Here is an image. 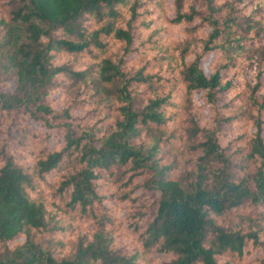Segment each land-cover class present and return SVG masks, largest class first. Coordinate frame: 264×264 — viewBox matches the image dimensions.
I'll return each instance as SVG.
<instances>
[{"label":"trees","instance_id":"trees-1","mask_svg":"<svg viewBox=\"0 0 264 264\" xmlns=\"http://www.w3.org/2000/svg\"><path fill=\"white\" fill-rule=\"evenodd\" d=\"M263 39L264 0H0V264H264Z\"/></svg>","mask_w":264,"mask_h":264},{"label":"rangeland","instance_id":"rangeland-1","mask_svg":"<svg viewBox=\"0 0 264 264\" xmlns=\"http://www.w3.org/2000/svg\"><path fill=\"white\" fill-rule=\"evenodd\" d=\"M11 3V2H10ZM15 4H11L7 6V9L12 8ZM6 7V6H5ZM251 53L255 56V58H258L259 56L264 54V39L262 40L261 44L255 48L251 49Z\"/></svg>","mask_w":264,"mask_h":264}]
</instances>
